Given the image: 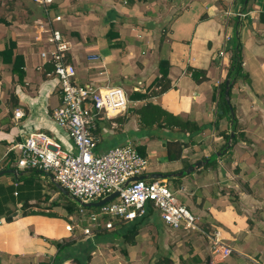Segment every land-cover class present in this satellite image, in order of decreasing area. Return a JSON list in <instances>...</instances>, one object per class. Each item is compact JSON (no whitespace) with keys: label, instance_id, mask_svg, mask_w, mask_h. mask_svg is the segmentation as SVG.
<instances>
[{"label":"crops","instance_id":"0c3cea01","mask_svg":"<svg viewBox=\"0 0 264 264\" xmlns=\"http://www.w3.org/2000/svg\"><path fill=\"white\" fill-rule=\"evenodd\" d=\"M30 3L0 0V52L14 45L11 53L0 55V170H17L0 177V264H106L107 245H122L125 240L120 234L132 223L93 236L67 230L66 224L78 213L70 210L76 198L64 194L51 174L17 168V152L11 150L23 135L38 130L54 136L65 150H76L67 131L53 118L62 97L51 64L40 55L45 17L38 5ZM227 9L246 16L234 13L227 18ZM52 10L63 16L56 26L70 41L67 60L75 65L80 84L122 86L128 95L137 96L159 75L160 60L170 63V88L157 96L129 98L128 109L151 101L182 120L195 121L201 131L143 130L135 113L100 114L95 153L133 141L149 160V178L158 172L177 174L201 161L200 167L184 176L164 179L199 216L200 225L221 223L216 228L224 240L233 238L246 223L243 212L263 207L259 200L264 203L262 194L248 189L238 192L239 201H231L229 192L221 191L238 189L240 179L264 181V0H54ZM111 28L123 42L121 47H109ZM237 45L242 71L231 79ZM17 55V65L22 64L25 72L22 79L13 71ZM188 67L205 70L206 79L195 81ZM227 80L231 82V93L226 95L231 119L229 113L219 116L223 113L220 86ZM16 108L25 112L20 119L14 116ZM122 118H128L127 122ZM233 118L237 120L235 132ZM223 132L240 134V138L233 144L229 140L221 153ZM190 140L180 157L170 158L168 146L177 153L175 143ZM215 152L217 162L207 166L206 160L214 158ZM176 183L181 186L175 188ZM262 218L252 219L264 229ZM151 222L158 228L167 227L156 214L144 218L140 226ZM257 239L250 240L253 253L241 255L245 259L240 260L264 261V242ZM234 261L229 257L218 264Z\"/></svg>","mask_w":264,"mask_h":264},{"label":"built area","instance_id":"2783aa9c","mask_svg":"<svg viewBox=\"0 0 264 264\" xmlns=\"http://www.w3.org/2000/svg\"><path fill=\"white\" fill-rule=\"evenodd\" d=\"M29 1L45 13L40 32L46 36L40 55L44 61L54 62L62 97L61 104L53 110V118L67 131L76 150H65L54 136L45 131H33L23 135L22 140L11 148L17 152V168L51 174L53 181L66 188L73 198L84 202L97 201L118 192L107 203L92 207L98 209L96 211L79 205L77 215L65 226L73 233L93 236L102 230H114L146 216L149 205L156 216L173 230L204 232L199 216L179 200L166 179L142 177L150 163L133 141L116 145L102 154L95 153L99 115L116 116L126 112L130 104L127 92L122 86L98 88L78 83L76 67L67 60L70 41L56 26L63 21V16L51 9L54 0ZM234 13L230 9L225 11L227 18ZM235 15L246 16L244 12H236ZM226 40L230 38L226 37ZM24 115L22 108L14 110L15 118L20 119ZM209 236L212 241L209 264H218L231 255L232 247L218 229Z\"/></svg>","mask_w":264,"mask_h":264},{"label":"rangeland","instance_id":"374dc122","mask_svg":"<svg viewBox=\"0 0 264 264\" xmlns=\"http://www.w3.org/2000/svg\"><path fill=\"white\" fill-rule=\"evenodd\" d=\"M81 24V27L84 28V23L81 22ZM100 24H102V22ZM64 31L66 30L64 29ZM113 34H111L109 37L113 39L112 43L109 44V47H121L123 45V42L118 39L117 35ZM135 96L136 95L134 94L128 95L129 98H135ZM215 157L216 156H214V158ZM179 186H181V184H175V188ZM237 188L238 189H235L233 187H231V189L223 188L221 191L225 194L229 192L227 193V196H229L228 198L231 201H239L238 192L245 190L247 191V189L254 194H262V196L264 197L263 179L258 178L248 182L240 179V184ZM188 197L190 196L188 195ZM261 201L262 200H259L258 205L261 206L262 204L263 207L256 208L255 211L252 209V207H249L248 212H243V217L246 220L244 227L240 231H238L233 236V238L225 240L226 242L228 241L227 243H229L232 247V253L229 257L235 258L234 262L236 264H255L254 261L249 262V259H246L247 261L240 260V258L245 259L241 255L244 254V256H246L247 254L250 255L251 253H253V249H251L252 243L250 242V240H252L253 238H258L257 240H261L264 242L263 227L259 228L258 224L252 219L264 217V203H262ZM74 203L79 206V203L77 201ZM96 208H92V210H98ZM262 220L264 221L263 218ZM204 225L205 226L201 225L204 229V232L184 230L177 231L173 229L171 230L167 225L166 226L168 228L165 226L163 228H158L153 222L140 226L139 233L135 238V244H130L124 241L122 245H116V243L107 245V249L104 251L110 254V256L107 257L106 264H153L154 261L159 257V255H170L176 264H209L210 253L212 249V241L209 235L215 229H218L216 228V226H221V223H216V225L213 226L211 223L206 221ZM253 228L254 230L252 231ZM255 247L260 248V245H257ZM258 260L259 263L256 264H264L263 260Z\"/></svg>","mask_w":264,"mask_h":264},{"label":"trees","instance_id":"16d2710c","mask_svg":"<svg viewBox=\"0 0 264 264\" xmlns=\"http://www.w3.org/2000/svg\"><path fill=\"white\" fill-rule=\"evenodd\" d=\"M24 1V0H22ZM53 8V4L51 6V9ZM40 11L42 12V15L45 16V13L43 12L42 9H40ZM164 32V30H163ZM114 33V30L111 28L108 32V37H110L111 34ZM64 34V33H63ZM114 35V34H113ZM111 39V38H110ZM14 47V45H10L9 47L5 48L2 52H0V55H5L6 53H11L12 48ZM20 59V56L17 55L15 58V62L13 65V71L15 73L18 74L19 79H22L25 75L24 70L22 69V64L20 66H18V60ZM49 63L51 64L54 73H55V65L53 61H49ZM169 68H170V63L163 59L160 60V64H159V75H157V77L155 78V80L149 85L147 91L145 93H137V96H135V98H145V97H152V96H157L160 95L162 93H164L165 91H167L170 86H171V82L170 79L168 77L169 75ZM242 71L241 68V55H240V47L239 45H237L236 51L233 54V58H232V63H231V67H230V74L229 76L231 77V79H233L235 77V75L240 74ZM187 72L192 76V78L197 81V82H202L206 79V71L205 70H201V69H197L194 67H188L187 68ZM226 83L223 82L220 86V93H219V97H220V101L223 109V113L219 114V116L224 115L225 113H229L230 119H231V115H230V107L229 104L226 101ZM231 87V86H230ZM231 93V89H229V95ZM131 112V113H135L137 116V120H138V124H139V128L140 129H146V130H152V129H167L169 132L171 133H183V134H193L195 132H199L202 129V126L199 125L198 123H196L195 121H191V120H182L180 118H178L177 116H175L173 113L165 110L164 108H162L160 105L155 104L151 101H146L141 107L134 109V108H129L127 110V113ZM126 115V113H125ZM128 118H122L121 120L123 122H127ZM236 125H237V120L236 118H233V124H232V131L235 132L236 130ZM224 135L225 138V143L224 146L221 148V153H223V150L226 146H228L229 140H231L232 144L237 142L239 140V135H237L236 133H234L233 136H231L230 132H223L222 133ZM175 143V142H174ZM191 140L190 142H185V141H178V143H175L178 146V151L177 153H174V149L170 148V146H168V152H169V156L171 159H175L181 156V150L183 148V146H187L189 144H191ZM218 154V152H215L212 154V156H214ZM206 159V158H204ZM217 160L215 158H213L210 162L206 163V165H211L216 163ZM31 171L37 173L39 172V170L36 169H31ZM181 177H177L175 178V180L180 179ZM75 209H79V206L76 204V206H74V208H71L70 210L73 211ZM151 214H156L155 210L152 208L151 205H149V210L147 212V215L144 216L143 218H139L135 221H132V226L128 229H124L122 230V233L120 234L123 239L130 244H135V238L139 233V227L140 224L142 223V220L146 217H148ZM153 264H176L174 262V260L172 259V257L170 255H159V257L154 261Z\"/></svg>","mask_w":264,"mask_h":264},{"label":"water","instance_id":"95a60500","mask_svg":"<svg viewBox=\"0 0 264 264\" xmlns=\"http://www.w3.org/2000/svg\"><path fill=\"white\" fill-rule=\"evenodd\" d=\"M226 95L229 94V89H230V86H231V82L230 80H227L226 81ZM229 102V100H228ZM234 135V132L231 133V136ZM213 158H210V159H207L205 163H208L212 160ZM202 165V162H197L193 165H190L187 169H184L180 172H178L177 174H165V173H161V172H158V173H153L151 178H154V179H158V178H166V177H172V175H177V176H184L188 173H190L191 171H193L195 168L197 167H200ZM17 172L16 169L14 168H7V169H3V170H0V177L6 173H12V174H15ZM142 177H148V176H142ZM133 179H137V178H133ZM56 186L66 195H69V191L64 188L63 186H61L58 182H56ZM118 194V192H113L112 194L100 199V200H97V201H89V202H84L82 201L81 199H76V201L83 207H86V208H92V207H99L105 203H107L108 201L112 200L116 195Z\"/></svg>","mask_w":264,"mask_h":264}]
</instances>
